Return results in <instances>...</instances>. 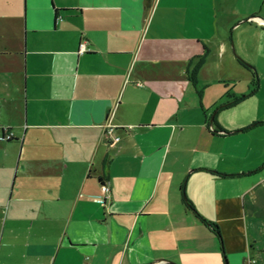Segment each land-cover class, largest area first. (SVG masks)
I'll return each instance as SVG.
<instances>
[{
    "label": "crops",
    "instance_id": "obj_1",
    "mask_svg": "<svg viewBox=\"0 0 264 264\" xmlns=\"http://www.w3.org/2000/svg\"><path fill=\"white\" fill-rule=\"evenodd\" d=\"M5 128L0 264H264V0H0Z\"/></svg>",
    "mask_w": 264,
    "mask_h": 264
},
{
    "label": "built area",
    "instance_id": "obj_2",
    "mask_svg": "<svg viewBox=\"0 0 264 264\" xmlns=\"http://www.w3.org/2000/svg\"><path fill=\"white\" fill-rule=\"evenodd\" d=\"M78 52L80 55H84V54L90 53L91 50L89 49L87 43L84 41L80 44ZM115 132H116V128L114 126H110L106 129L105 135H106L107 141L110 145L118 143L120 141V138L115 137ZM13 139H14V136L10 132L9 129L6 131V135L0 136V140L3 142H8V141H11ZM102 190H103L105 195L110 194L109 182H106L102 185Z\"/></svg>",
    "mask_w": 264,
    "mask_h": 264
},
{
    "label": "trees",
    "instance_id": "obj_3",
    "mask_svg": "<svg viewBox=\"0 0 264 264\" xmlns=\"http://www.w3.org/2000/svg\"><path fill=\"white\" fill-rule=\"evenodd\" d=\"M200 66H201V62H200V64L198 65V67L196 68V70L194 71L192 79H195V75L197 74V70L200 68ZM246 66H247V65H246ZM256 87H257V82L254 84V90H253V92H252L251 94H253V93L255 92V88H256ZM213 124H214V123H213ZM260 124H262V123H260ZM211 125H212V124H211V122H210V126H211ZM254 126H255V125H254ZM254 126L245 129V131L252 129ZM215 133H219V132L216 131ZM256 172H257V171H256ZM253 173H254V172H253ZM253 173H250V174H253ZM186 202H187L188 208H190V210L193 211V212L196 214V216L201 220V222H202L204 225H206L207 227H209V228L212 230V232L214 233V235H215V236L217 237V239L220 241L221 245H223V238H222V235H221V232H220L219 227H218L217 225H215V224H211V223L206 222L203 218H201V217L197 214V212L195 211V209H194V207L192 206V204L189 203L188 201H186Z\"/></svg>",
    "mask_w": 264,
    "mask_h": 264
},
{
    "label": "rangeland",
    "instance_id": "obj_4",
    "mask_svg": "<svg viewBox=\"0 0 264 264\" xmlns=\"http://www.w3.org/2000/svg\"><path fill=\"white\" fill-rule=\"evenodd\" d=\"M238 56V55H237ZM240 58V57H239ZM241 59V58H240ZM241 61L242 62H244L243 61V59H241ZM246 63V65H250V64H248L247 62H245ZM250 67V66H249ZM234 85V83H231V86H233ZM246 86V84L245 83H243V82H240L239 84H237V89L240 91V90H242V89H244V87ZM8 129H4V130H2V134H0V136H2V135H6V131H7ZM12 141V140H11Z\"/></svg>",
    "mask_w": 264,
    "mask_h": 264
},
{
    "label": "water",
    "instance_id": "obj_5",
    "mask_svg": "<svg viewBox=\"0 0 264 264\" xmlns=\"http://www.w3.org/2000/svg\"><path fill=\"white\" fill-rule=\"evenodd\" d=\"M215 115H216V112L212 115V117H211V119H210L211 124H213V122H214Z\"/></svg>",
    "mask_w": 264,
    "mask_h": 264
}]
</instances>
